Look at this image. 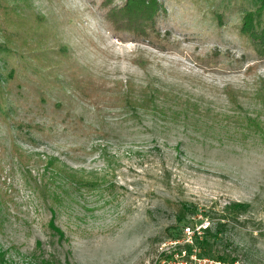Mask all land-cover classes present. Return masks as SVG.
I'll list each match as a JSON object with an SVG mask.
<instances>
[{"label": "rangeland", "instance_id": "374dc122", "mask_svg": "<svg viewBox=\"0 0 264 264\" xmlns=\"http://www.w3.org/2000/svg\"><path fill=\"white\" fill-rule=\"evenodd\" d=\"M127 1L0 0V258L155 264L205 223L264 264L262 1L158 0L147 35Z\"/></svg>", "mask_w": 264, "mask_h": 264}, {"label": "built area", "instance_id": "2783aa9c", "mask_svg": "<svg viewBox=\"0 0 264 264\" xmlns=\"http://www.w3.org/2000/svg\"><path fill=\"white\" fill-rule=\"evenodd\" d=\"M207 229L205 223L184 226L180 240H171L160 245L155 264H244L239 260L230 261L202 255L201 243Z\"/></svg>", "mask_w": 264, "mask_h": 264}, {"label": "trees", "instance_id": "16d2710c", "mask_svg": "<svg viewBox=\"0 0 264 264\" xmlns=\"http://www.w3.org/2000/svg\"><path fill=\"white\" fill-rule=\"evenodd\" d=\"M261 1L264 6V0ZM158 10V0H128L124 6L109 11L108 19L112 20L115 26L119 27L118 29L127 28L129 30L130 28L141 34L147 35L150 31H153V34H157L154 24ZM245 19L246 23L252 22L251 14H248ZM127 25L131 27L128 28ZM223 225L221 224V226ZM203 245L204 241L201 243V248ZM4 259V257L0 258V264H5Z\"/></svg>", "mask_w": 264, "mask_h": 264}]
</instances>
